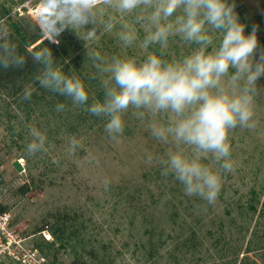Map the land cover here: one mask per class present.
<instances>
[{"label": "rangeland", "instance_id": "1", "mask_svg": "<svg viewBox=\"0 0 264 264\" xmlns=\"http://www.w3.org/2000/svg\"><path fill=\"white\" fill-rule=\"evenodd\" d=\"M24 1L0 0V18L8 16L11 28L36 38L32 48L44 39L27 31L25 12L14 11ZM230 2L246 33L258 26L264 47V0ZM115 15L112 31L101 27L98 43L89 45L100 51L103 62L110 63L114 56L142 60L149 52L160 55L159 44L149 45L147 51L140 46L145 36L140 24L138 40L125 47L118 33L136 13ZM67 32L72 71L85 78L89 103L102 99L99 81L104 74L93 67L98 62L89 60L84 42ZM197 47L171 36L164 55L182 58ZM258 83L264 86V77ZM58 103L66 110L56 112ZM132 111L125 116L123 136L112 141L104 132V120L73 107L65 97L38 88L30 100L0 94V206L10 213L12 229L24 244L36 247L48 264H69L75 258L88 264H264V96L256 101V128L238 127L229 134L234 171L225 174L219 198L207 211L200 207L204 202L186 196L173 177H162L160 165L145 162L146 154L163 156L173 147L154 140L147 131L151 122L167 124L171 114L153 117L141 110L144 116L137 120ZM28 126L47 136V151L30 158L24 153L31 139ZM72 136L83 148L70 155ZM184 150L191 152L186 146ZM24 185L30 188L20 194L18 188ZM58 214H67L70 220L55 228L54 235L50 229L38 232L52 225ZM0 264L16 263L0 256Z\"/></svg>", "mask_w": 264, "mask_h": 264}, {"label": "clouds", "instance_id": "2", "mask_svg": "<svg viewBox=\"0 0 264 264\" xmlns=\"http://www.w3.org/2000/svg\"><path fill=\"white\" fill-rule=\"evenodd\" d=\"M33 9L27 18V31L51 44L70 31L84 42L93 67L104 74L99 81L102 99L92 98L79 73H66L56 62L51 48L43 46L25 50L40 65L33 79L23 85L22 100H30L36 86L70 100L73 107L105 121L104 132L118 141L126 128L125 116L140 120L146 110L153 117L170 113L167 124L151 122L147 131L156 141L173 147L163 156L146 154V163L160 165L162 177H173L189 197H199L207 211L214 205L223 187L225 174L234 171L230 132L256 128V101L264 96V47L258 39V26L249 33L241 23L236 5L230 0H26ZM108 13L107 19L105 14ZM114 13V14H113ZM136 13L134 21L121 25L119 40L125 47L139 38L136 24L145 29L141 47L159 44L160 55L149 52L142 60L135 55L113 57L103 62L101 53L89 45L99 41L103 27L111 32L117 15ZM180 36L198 47L177 59H163L169 37ZM211 46V47H210ZM19 43L9 24L0 18V68H23L26 55L18 51ZM93 76L91 79L95 80ZM66 110L58 103L55 111ZM31 138L24 153L27 158L46 152L47 136L28 126ZM184 146L191 149L190 153ZM83 148L72 136L68 153ZM107 189L110 180L103 181ZM170 198V196L168 197Z\"/></svg>", "mask_w": 264, "mask_h": 264}, {"label": "trees", "instance_id": "3", "mask_svg": "<svg viewBox=\"0 0 264 264\" xmlns=\"http://www.w3.org/2000/svg\"><path fill=\"white\" fill-rule=\"evenodd\" d=\"M16 26L12 27L14 37L17 39V42L19 43L18 51L21 54L26 55V63L23 66V68H0V94H6V95H19L22 96V89L23 85L29 81H31L36 74V72L39 70L40 65L33 62L30 55L26 53L25 50V44L28 46V50L32 51L34 49H38L40 47L48 46L51 48L54 58L56 59V62L63 66V69L66 73L71 74L73 65L75 63L71 59L72 51L71 48V42L68 40L69 33L66 31L63 33L60 37V43L59 45L51 44L47 40H43L34 47L30 48L32 44L36 42V38H29L27 35L21 33L18 31ZM163 59H168L167 56L163 55ZM36 88H39L37 85ZM29 185H24L18 188V192L20 194H25L29 190ZM0 210L7 211L2 206H0ZM54 223L50 226H44L38 232H43L47 229H50L51 233L55 234V228L64 225L67 223L70 218L67 216V214H58V216H54ZM88 253L94 255L92 251H89ZM96 257V256H94ZM69 264H88L85 260L81 258H75L73 259Z\"/></svg>", "mask_w": 264, "mask_h": 264}, {"label": "built area", "instance_id": "4", "mask_svg": "<svg viewBox=\"0 0 264 264\" xmlns=\"http://www.w3.org/2000/svg\"><path fill=\"white\" fill-rule=\"evenodd\" d=\"M14 11L25 12L30 17L33 9L24 1ZM11 221L10 213L0 210V256L16 264H48L46 257L36 247L24 244V239L12 229Z\"/></svg>", "mask_w": 264, "mask_h": 264}]
</instances>
